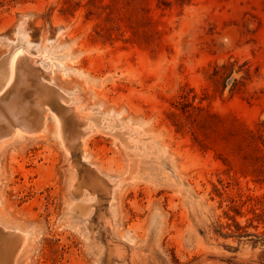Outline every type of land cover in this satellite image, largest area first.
<instances>
[{"label": "rangeland", "instance_id": "1", "mask_svg": "<svg viewBox=\"0 0 264 264\" xmlns=\"http://www.w3.org/2000/svg\"><path fill=\"white\" fill-rule=\"evenodd\" d=\"M263 121L264 0H0V259L264 264Z\"/></svg>", "mask_w": 264, "mask_h": 264}, {"label": "trees", "instance_id": "2", "mask_svg": "<svg viewBox=\"0 0 264 264\" xmlns=\"http://www.w3.org/2000/svg\"><path fill=\"white\" fill-rule=\"evenodd\" d=\"M232 66L223 65L221 68L216 69V76H221L223 80H226L231 74ZM250 137L253 141H258L264 147V121L258 124V129L256 132H250ZM261 158L264 159V149L260 148Z\"/></svg>", "mask_w": 264, "mask_h": 264}, {"label": "bare ground", "instance_id": "3", "mask_svg": "<svg viewBox=\"0 0 264 264\" xmlns=\"http://www.w3.org/2000/svg\"><path fill=\"white\" fill-rule=\"evenodd\" d=\"M21 54H22V53H20V55H21ZM14 61H15V60H14ZM32 61H33V60H32ZM38 63H39V62H38ZM12 64L15 65L14 63H12ZM36 65H37V64H36ZM11 67H12V66H11ZM14 68H15V67H14ZM14 68L12 67V73L10 72L11 74H14V70H15ZM29 69H30V68H29ZM16 70H17V69H16ZM15 72H16V71H15ZM28 128H29V127H28ZM21 129H22V127H21ZM21 129H15L16 131H15L14 133H15L16 135H17V134H18V135L21 134V133H22V132H21ZM26 129H27V128H26ZM34 129H35V128H34ZM22 130H23V129H22ZM23 131H24V130H23ZM24 133H25V132H24ZM13 135H14V134H13ZM24 136H25V135H24ZM127 139H128V138H127ZM82 140H83V139H82ZM3 146H5V145H3ZM114 185H116V184H114ZM105 217H106V216H105ZM105 217H104V218H105ZM110 221H111V220H110ZM110 223H111V222H110ZM5 244H6V243H5ZM3 251H4V250H3ZM0 252H1V251H0ZM5 253H6V252H4V254H5ZM6 255H7V253H6ZM0 257L3 258V256H1V255H0ZM2 258H1L0 260H2ZM5 259H6V257H5ZM5 259H3L4 262H5ZM7 259H8V257H7ZM3 260H2V262H3ZM7 261H8V260H7ZM7 261H6V262H7ZM0 262H1V261H0ZM6 262H5L4 264H6ZM0 264H1V263H0Z\"/></svg>", "mask_w": 264, "mask_h": 264}]
</instances>
